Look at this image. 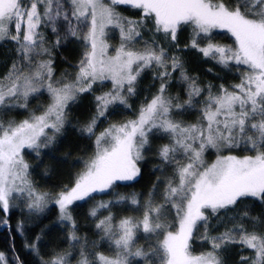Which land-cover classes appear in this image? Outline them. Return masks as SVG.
I'll return each mask as SVG.
<instances>
[{"label": "snow or ice", "instance_id": "6c2138e0", "mask_svg": "<svg viewBox=\"0 0 264 264\" xmlns=\"http://www.w3.org/2000/svg\"><path fill=\"white\" fill-rule=\"evenodd\" d=\"M0 230V264H264V0H0Z\"/></svg>", "mask_w": 264, "mask_h": 264}, {"label": "trees", "instance_id": "16d2710c", "mask_svg": "<svg viewBox=\"0 0 264 264\" xmlns=\"http://www.w3.org/2000/svg\"><path fill=\"white\" fill-rule=\"evenodd\" d=\"M129 190H131V189H129ZM2 237H3V230L2 231L0 230V244H2V242H3Z\"/></svg>", "mask_w": 264, "mask_h": 264}, {"label": "water", "instance_id": "95a60500", "mask_svg": "<svg viewBox=\"0 0 264 264\" xmlns=\"http://www.w3.org/2000/svg\"><path fill=\"white\" fill-rule=\"evenodd\" d=\"M2 231V230H1Z\"/></svg>", "mask_w": 264, "mask_h": 264}]
</instances>
